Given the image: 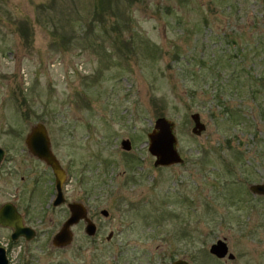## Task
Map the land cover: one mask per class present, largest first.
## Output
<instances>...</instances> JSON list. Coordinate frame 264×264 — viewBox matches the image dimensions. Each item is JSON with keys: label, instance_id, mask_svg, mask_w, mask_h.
<instances>
[{"label": "rangeland", "instance_id": "374dc122", "mask_svg": "<svg viewBox=\"0 0 264 264\" xmlns=\"http://www.w3.org/2000/svg\"><path fill=\"white\" fill-rule=\"evenodd\" d=\"M99 1L0 0V204L36 225L33 264H264V195L248 190L264 182V0ZM158 116L180 164L152 165ZM35 123L64 195L93 210L94 238L72 225L64 252L50 238L66 211L45 207L52 178L23 145ZM218 238L232 260L208 252Z\"/></svg>", "mask_w": 264, "mask_h": 264}, {"label": "water", "instance_id": "95a60500", "mask_svg": "<svg viewBox=\"0 0 264 264\" xmlns=\"http://www.w3.org/2000/svg\"><path fill=\"white\" fill-rule=\"evenodd\" d=\"M189 118L192 121L191 133L196 135L200 134L204 129V125L200 121L198 113H191ZM145 136L147 142L146 150L153 157L152 165L154 167L169 166L182 162V158L177 151V140L174 132V122L172 120L164 116L156 117ZM24 143L27 151L33 157L39 159L50 168L56 190L53 205L59 204L62 201L61 183L64 179V172L50 150V142L44 125L42 123L33 124L24 137ZM119 144L123 150H129L130 148V143L127 139L120 140ZM3 154L4 151L0 148V161ZM248 190L252 194L264 195V182L249 184ZM67 207L69 215L52 237L51 243L54 246H65L69 244L72 237L69 227L80 219L85 221V232L88 235H91L94 231V224L85 218V210L80 202L69 203ZM99 213L102 216H107V211L105 209H101ZM0 225L13 227L14 232L11 235L12 238L20 234H25L28 238L32 236L29 228L20 225L18 215L8 204H4L0 207ZM108 236L109 235H107V237ZM208 252L216 258L225 257L231 260L234 258V255L229 252L225 240L221 238L209 244ZM1 258L0 264H5V260ZM166 264L189 263L184 259L178 258Z\"/></svg>", "mask_w": 264, "mask_h": 264}, {"label": "flooded vegetation", "instance_id": "af4514ba", "mask_svg": "<svg viewBox=\"0 0 264 264\" xmlns=\"http://www.w3.org/2000/svg\"><path fill=\"white\" fill-rule=\"evenodd\" d=\"M23 145H24V147L26 149L24 140H23ZM50 150H51V148H50ZM26 152H28L27 149H26ZM51 152H52V150H51ZM4 154H5V151H4ZM4 154H3V156H4ZM28 154L32 158H34L35 160H37L40 163H42L44 165V170H47L48 171L47 174L51 176L53 189H52L51 192H48L49 191L48 189L44 191V195L46 193H48V198L46 200L45 207L46 208H52V209L55 208V209H59V210H61V209L65 210L66 211V218L63 220V222H64L67 219L68 215H69V211H68V207H67L68 204L69 203H72V202H80V201H76V200H69L64 195V191H63L62 188H63V182L66 179V174H67L65 168L61 165V163L59 162V160L57 159V157L53 153V155L55 156L57 162L59 163L60 167L62 168V170L64 172V179H63V182L61 183V198H62V201L59 204H57V205H53V200L55 198L56 190H55L54 178H53V175L51 173V170L42 161H40L39 159L33 157L29 152H28ZM44 176L46 177L45 174H44ZM48 181H49V179H48ZM13 200H11V201H5V202L1 203L0 204V207L2 205H4V204H8L10 207H12L13 210L15 211V213L18 215V217L20 219V225L22 227L29 228L31 230L32 236L28 238V237L25 236V234H20V235H17L16 237H13L12 238L11 235L14 232L13 227L1 226L0 225V228L6 229L7 232H8L7 233V237L5 238V240L0 241V258L2 257L5 260V264H33L34 261L37 262L39 260V253H42L44 249L41 248L40 245L39 246H35L37 243H39L38 242L39 239L37 238L38 233L34 229V226H36V225H30V224H28L26 222L27 217H25V216L27 215V211H25V210L23 211V209H19V207H18L19 204L16 203L18 200H16V199L14 201ZM80 203L84 207V210H85V218L87 220H89V221L92 222L93 210H92L91 206L89 204H87L86 201H85V203H83V202H80ZM62 223H61V225H62ZM78 224L82 225V230H83L84 234L87 235V237L90 240H92L94 238V236H95L94 234L96 232L95 225H94V231H93V233L91 235H88L85 232V221L83 219H80L76 223H74L73 225H78ZM60 226H59V228H60ZM70 227H69V229H70ZM58 229H57V231H58ZM57 231H55L52 234V236L50 238V244H51V246L53 248V251H55V252H64L67 249V247L71 244L72 237H71V241L69 242V244H67L65 246H54V245H52L51 240H52L53 235ZM70 232H71V230H70ZM71 235H72V232H71ZM109 237H110V234H109V236L106 239H108ZM32 242L33 243L35 242L33 244L34 245L33 249L30 247V243H32ZM79 248L80 247L76 248L77 252L79 251ZM35 250H36V252H35ZM78 255H80V253ZM89 259H92L90 254L87 255V258H86L85 261L82 258L78 257V256L76 257V255H75L72 258L71 263L72 264H93V263L90 262ZM176 259H178V258H176ZM57 264H62V263H61V261H57Z\"/></svg>", "mask_w": 264, "mask_h": 264}, {"label": "trees", "instance_id": "16d2710c", "mask_svg": "<svg viewBox=\"0 0 264 264\" xmlns=\"http://www.w3.org/2000/svg\"><path fill=\"white\" fill-rule=\"evenodd\" d=\"M101 1V0H100ZM99 1V2H100ZM109 1V0H108ZM127 1V3L129 4V5H131L132 4V2L133 1H136V2H138V1H141V0H126ZM105 2V1H104ZM99 9H101V8H103L102 7V5L100 4L99 5V7H98ZM99 9H95V11H94V14H95V16L97 15H100V10ZM263 57H264V55H263ZM258 78L260 77V76H257ZM263 79L264 78H260V79H257L256 77L254 78V82H255V88L258 90V92H259V90H260V88H261V85L260 84H263ZM250 85V84H249ZM253 92H254V94H256L257 92L255 91V90H252ZM22 99H23V101H24V98L22 97Z\"/></svg>", "mask_w": 264, "mask_h": 264}]
</instances>
